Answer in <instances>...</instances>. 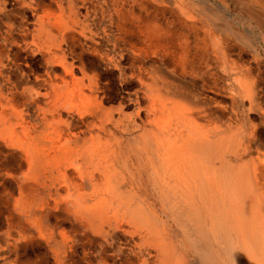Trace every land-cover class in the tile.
<instances>
[{
    "label": "rangeland",
    "instance_id": "obj_1",
    "mask_svg": "<svg viewBox=\"0 0 264 264\" xmlns=\"http://www.w3.org/2000/svg\"><path fill=\"white\" fill-rule=\"evenodd\" d=\"M147 1L156 17L143 25L129 11L145 10L129 0H0V264H162L164 244L166 264H203L171 211L186 185L168 176L161 143L181 145L191 116L210 140L222 128L232 138L225 161L221 145L200 154L216 167L206 171L216 187L245 162L250 199L264 210V0ZM45 16L50 40L40 33ZM155 19L171 30L192 21L211 37L191 32L186 53L166 34L139 41ZM77 196L100 206L94 223Z\"/></svg>",
    "mask_w": 264,
    "mask_h": 264
},
{
    "label": "bare ground",
    "instance_id": "obj_2",
    "mask_svg": "<svg viewBox=\"0 0 264 264\" xmlns=\"http://www.w3.org/2000/svg\"><path fill=\"white\" fill-rule=\"evenodd\" d=\"M129 1H131L133 3L135 2L136 5L138 4L141 9L145 10L144 12L142 11V12H138V13L133 12V10L129 11L130 14L134 15V19L136 21L140 22V20H141V23L144 25L145 21H150L153 16L156 17V15H155L156 12L146 10V9H149L148 8L149 2L147 0H129ZM116 2H117V0H116ZM62 10L63 9H61V11ZM147 11L150 14V15L148 14L149 15L148 18L146 16H144V14H143V13H147ZM130 17H131V15H130ZM59 19H60L59 28H61V30L63 29V31H64V29L70 27V26H66L67 23L63 20L61 13H60ZM57 25H58V22H57ZM39 26H40V33H43L49 40L52 37H55V34L53 33V30L51 27L52 24L50 22L49 16H47V17L45 16L44 19L41 20ZM141 26L142 25H140L139 27H141ZM214 26H215L216 30L220 31L218 26H216V25H214ZM202 29H203V27L200 28L194 22L191 21V23L182 22L180 24V28L176 27L175 30H171L169 28H165L162 25V23L161 24L157 23L156 19H155L154 22H149V25L142 29V30H145L144 33L146 36H145V38L143 37L144 39H141L139 37V41L143 42V40L146 39L148 41L154 42L158 39V37L164 36L166 34L169 38L172 39V41L175 42V44L181 45V50H182L181 53H184V52L186 53L188 50V47L190 46V33L191 32H194V37L199 38V36H200L199 31H203L202 33L206 34V37L204 36L205 38L211 37V33H209L208 31L202 30ZM62 35L66 36V33L63 32ZM46 42H47V40H46ZM136 43H138V42H134V44H132V45H135L138 51L143 49L141 47H138L136 45ZM33 44H35V43H33ZM71 50H73V49H71ZM191 52H192V50H191ZM231 62L233 63V69L234 70H242V69H240V66L238 67V65H236L233 61H231ZM63 65L65 67V70L72 69L68 66L67 63H64ZM247 70L249 71V69H247ZM238 74H239V72H236V75H238ZM237 77L240 80V83H241L240 86L243 88L245 96H247V98L249 97V99H251L252 96H251L249 81L246 79L242 80V78H240V76H237ZM174 78H176V77H174ZM255 78H257V77H255ZM154 89H156V88H154ZM181 89H183V88H181ZM172 90H174V88H172ZM162 95L164 96L163 92H162L161 96ZM153 96H154V94H153ZM177 96H178V94H177ZM169 97L170 96L168 95V98H167V96L162 97V98H164L165 100L170 99L172 97V95L170 98ZM182 97H184V96H182ZM170 100H172V99H170ZM182 100H184V99L182 98ZM192 100L191 99L189 100V103L192 105V109L197 111L198 115L201 116V118L204 117V114L207 113L206 108L199 101H194V99H192ZM198 100H199V98H198ZM255 100L258 101L259 99H255ZM167 101H169V100H167ZM179 101H180V99L177 100V103ZM204 102H206V100ZM174 103L177 104L176 101ZM174 103H172V104H174ZM189 103L187 106L190 105ZM183 105L185 106V104H183ZM179 108H180L179 109V112H180L181 107L179 106ZM212 108L213 107H211V109ZM173 109H170V110H173ZM182 109H183V106H182ZM56 110L57 109L51 110V112L54 116H55ZM184 112H187V110ZM171 113L174 114V112H171ZM190 114H192V113H190ZM219 114H220V112H219ZM208 115H207V117H209ZM210 115L213 116L214 114L212 115L210 113ZM183 118H184V116H183ZM200 120L201 119L197 120V117H195V116H191L189 118L188 122L190 123V129H188V132H190L191 135H189L187 139H184V141L181 145L177 146L176 140H172V142H170V145L167 143L168 146H171V147L167 148V146L163 145L164 142L163 141L161 142L162 146H163V150H164L163 154L165 155L166 159L169 161V167H167V170H169L170 173L168 174V176L169 177L175 176L177 181L183 182L187 188V189L185 188L183 195L180 196L181 199L178 200L177 202L175 201V197H173L172 200H170V199L168 200L170 203V207H171V211L173 213V216L177 220L179 229L181 231L183 243L189 251H191L194 254H197L200 257L201 262L203 264H264V210H263L261 204L256 205L255 202L253 201V198L251 197L252 199H250L249 188H248L249 178H247V180H246L245 176L241 175V170H242L241 167L243 166V164L245 162L242 161L243 163L240 164V166L238 168H234L230 172L226 173V176L229 175L228 180L231 181L230 184L224 185L222 187H216L215 179H213V177H211L206 172L207 170H212V171L214 170L213 172H215L216 167L211 165V162H209L211 160L209 155H208V158H206L204 160V159L200 158V154L202 152L206 153V151H207L208 154H210L212 157L214 154V150H212V149L221 145L220 159H221V161H223V160L225 161V158H224L225 157V155H224L225 147L227 146V144L232 143V140H231L232 138L230 135H228V133L224 132L222 130L223 129L222 128L221 129V136L215 142L210 140L207 137V135L204 134V132H202L203 127L200 123ZM210 120H211V118H210ZM56 121H57L56 119H53L54 124H56ZM107 121L108 122L112 121L111 116L107 117ZM205 121H206V119H205ZM213 121H214V119H213ZM105 122H106V120H105ZM181 123H183V122H181ZM222 124H224V123H222ZM225 124H227V123H225ZM184 125L188 126L187 123H184ZM217 130H220V126H217ZM224 133H225V135H224ZM186 135H188V134H186ZM167 136H168V134H167ZM167 142H168V139H167ZM137 145H140V144H137ZM187 146H189V147L187 148ZM183 147H186V149L184 148V150H182ZM137 149H139V148H137ZM259 150H261V149H259ZM138 151H140V150H138ZM148 157H146V158H148ZM207 163H210V164H207ZM203 170H205V171L203 172ZM201 171H202V173H201ZM79 173H81V172H79ZM127 176H128V174H127ZM105 177L107 178V176H105ZM159 177H160V175H159ZM148 180H147V182H148ZM126 184L127 183H125V185ZM193 185H195L196 188L193 187ZM155 186L157 187V185H155ZM104 187H105L104 191L110 189L107 182L105 183ZM169 187H172V185ZM79 189H81V188H79ZM195 189H197V190H195ZM125 190H126L125 192H127V193L130 192V191H127L126 188H125ZM154 191H155V189H154ZM171 192H173V191H171ZM51 195H52V192H51ZM113 195H115V194H112V196L111 195L110 196L112 198H114ZM52 197H53V195L51 196V199H53ZM81 199L82 198L77 196V199L75 200V201H77V205L80 206L83 215H85V217H87L90 221H92V223H94L93 220H94L95 215H98L101 212L100 206H98L95 203L92 205H86L85 201H83ZM101 200H102L101 201L102 203H103V201L107 202V199H105V200L101 199ZM150 230L153 231L154 233L158 234L155 226H152L150 228ZM64 236H66L65 232H63V237ZM155 242H158V240H155ZM155 246H156V244L154 245L152 243L151 249H154L152 247H155ZM161 251H162V261H163L162 264H166V261L169 259V255L166 253V252H168L166 244H164L162 246ZM173 264H181V262H179V261L175 262L174 261Z\"/></svg>",
    "mask_w": 264,
    "mask_h": 264
}]
</instances>
